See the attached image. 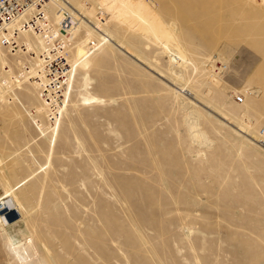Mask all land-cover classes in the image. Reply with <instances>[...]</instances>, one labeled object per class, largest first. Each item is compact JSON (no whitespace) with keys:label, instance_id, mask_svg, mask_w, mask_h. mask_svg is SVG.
Segmentation results:
<instances>
[{"label":"rangeland","instance_id":"rangeland-1","mask_svg":"<svg viewBox=\"0 0 264 264\" xmlns=\"http://www.w3.org/2000/svg\"><path fill=\"white\" fill-rule=\"evenodd\" d=\"M42 9L0 32V264H264V0Z\"/></svg>","mask_w":264,"mask_h":264},{"label":"built area","instance_id":"built-area-1","mask_svg":"<svg viewBox=\"0 0 264 264\" xmlns=\"http://www.w3.org/2000/svg\"><path fill=\"white\" fill-rule=\"evenodd\" d=\"M45 0H0V29H3L8 21L13 19L16 15H18L21 11L26 9L30 4H33L35 7V12L33 18L29 23L31 24L34 20L41 18L44 16V11L42 9V4ZM26 25L28 23H25ZM61 29L64 30V27H69L72 25V19L67 10H64L63 17L60 21ZM34 26V24H33ZM65 32V31H64ZM54 45H49L48 50L52 52L54 56L52 58L45 57L46 61L44 63V70H46V76L48 79V85H52L53 87L60 82V80L65 75L66 70V59L64 54L61 52H57L58 50H62V43L59 39L53 41ZM55 48V49H53ZM51 88V87H50ZM236 100L238 102H242L243 98L241 96H237ZM12 209H8L7 205L0 200V213L4 214Z\"/></svg>","mask_w":264,"mask_h":264},{"label":"bare ground","instance_id":"bare-ground-1","mask_svg":"<svg viewBox=\"0 0 264 264\" xmlns=\"http://www.w3.org/2000/svg\"><path fill=\"white\" fill-rule=\"evenodd\" d=\"M35 7L33 4H30L26 9H24L23 11H21L18 15H16L15 17H13V19H11L10 21H8L5 25V27L3 29H0V32H3L5 29H8L9 27H12L15 23L18 22L19 17L22 16L24 13H26V11H34ZM66 10V9H65ZM68 11V10H67ZM29 17H28V21H27V25H26V29H30L31 27L36 26V23L39 21L34 20L35 23H29V21L32 20L34 13H29ZM70 14V13H69ZM71 16V15H70ZM72 19V18H71ZM34 24V26H33ZM61 26V24H60ZM36 29V28H34ZM65 29V27H64ZM100 31H102V28H100ZM155 39L161 44L162 48H163V52L167 53L169 56H174L175 57V62H177V64H182V63H186L187 59L185 57V53L183 52V50L177 45V43L171 38V30L167 29V28H162L161 30H159L158 32V36L157 38L155 37ZM109 39H107V37H104L101 40V44H103L104 42L108 41ZM61 42V40H60ZM62 43V42H61ZM63 44V43H62ZM100 44V45H101ZM98 46V45H97ZM92 51L87 52L86 54H84L82 56L83 60L90 55ZM53 57V56H52ZM81 61H78L76 63V66H78L80 64ZM173 62V61H172ZM45 63V60H44ZM76 68V67H75ZM46 92L48 93V89L46 88ZM181 89H176L175 90V94L181 93ZM88 101V100H85ZM241 104V103H240ZM61 108V107H60ZM57 114V113H56ZM57 118V117H56ZM55 127V125H54ZM194 128V129H193ZM190 129L193 130V138L198 140L200 139V135L197 133L196 131V124L193 126H190ZM54 132V130H53ZM56 133V132H55ZM11 200L10 202H8L9 199ZM8 199V200H7ZM0 200L5 203L7 205L8 209H12L11 211H8L7 213L1 214L0 213V224L3 226L6 225H11L12 223L9 222L8 217L11 215V213L13 211H17L18 215L20 216V211L23 208L21 203L17 200V197L14 193V188L13 187H8L7 189H5L4 194L0 197ZM2 215V216H1ZM6 222V223H5ZM9 222V223H8ZM15 222V221H14Z\"/></svg>","mask_w":264,"mask_h":264}]
</instances>
